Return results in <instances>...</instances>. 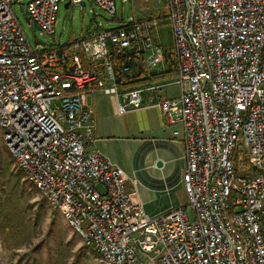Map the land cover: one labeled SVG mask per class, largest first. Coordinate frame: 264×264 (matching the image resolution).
Returning <instances> with one entry per match:
<instances>
[{"label": "built area", "instance_id": "built-area-1", "mask_svg": "<svg viewBox=\"0 0 264 264\" xmlns=\"http://www.w3.org/2000/svg\"><path fill=\"white\" fill-rule=\"evenodd\" d=\"M22 1L0 0V130L25 179L83 243L103 264H264V0H166L179 93L165 97L152 81L121 89L114 67L123 55L160 71L156 16L42 47L13 9ZM60 1L25 0L29 22L54 34ZM95 1L114 19V0ZM143 91L185 158V202L156 214L96 148L89 101L115 96L124 113L144 106Z\"/></svg>", "mask_w": 264, "mask_h": 264}, {"label": "rangeland", "instance_id": "rangeland-1", "mask_svg": "<svg viewBox=\"0 0 264 264\" xmlns=\"http://www.w3.org/2000/svg\"><path fill=\"white\" fill-rule=\"evenodd\" d=\"M66 1L59 2L54 34L41 32L29 22L25 0L22 3H13V9L32 44L46 47L54 41L63 43L84 35L97 23H101L103 27L117 26L123 19L131 16L152 14L157 17V33L165 51L173 49L172 24L167 14L166 0H114L117 9L114 19L95 0H85L83 6L72 2L65 6ZM168 90L174 92L175 88L172 86ZM103 95L97 96L96 107H107L110 118L108 120L114 123V105L110 96ZM89 101L94 104L91 96ZM115 115L118 123L115 140L120 148L117 156L129 180L136 179L144 199L151 197L146 201L145 209L149 214H154L158 205L167 200L166 189L159 179L161 167L156 165L157 160L155 166L151 165L153 156L159 150L151 149L156 139L152 133L158 127L157 109L148 108ZM108 133L114 134V128ZM127 133L145 135L144 138L123 141L125 139L122 136ZM107 143L114 147V137ZM123 145L126 147L125 152L122 151ZM170 165L180 169L181 161L174 159ZM185 200V195L177 198L180 204ZM187 212L192 218L193 211L189 206ZM0 264H103L97 253L85 246L61 211L52 207L39 189L25 179L23 171L15 165L4 144L1 130Z\"/></svg>", "mask_w": 264, "mask_h": 264}, {"label": "crops", "instance_id": "crops-1", "mask_svg": "<svg viewBox=\"0 0 264 264\" xmlns=\"http://www.w3.org/2000/svg\"><path fill=\"white\" fill-rule=\"evenodd\" d=\"M151 15L152 14H148L146 16H151ZM146 16L142 15L139 18ZM171 59H172L171 56L168 55L167 51H165L164 49V61L160 66L161 68L159 69L160 71L158 72L156 79L152 81L163 84L162 93L164 97L175 96L179 93V86L173 81L175 75V64L174 62H171ZM172 86L175 88L174 92L168 90V88ZM99 95L101 97V95L103 94H97V96ZM104 95L106 96L107 94ZM97 96L95 98H92L95 105L94 106L95 107L94 135L96 138L95 146L104 156L110 158L113 164L123 169L122 163L117 156V153H119L120 148H118L115 140L117 139L116 137L118 135L117 133H115L118 124L116 121L117 114L115 115V113H118L115 108L116 97L108 95L110 96L112 104L114 105V123H113L111 120H108L110 118L107 107H103V106L96 107ZM142 102L144 106L140 108H133L124 113H118V114L123 115L134 110H143L148 108L157 109L158 127L155 129L154 133H152L156 137V139L153 142L154 147L151 149L158 148L159 150L157 154L153 156L151 165L155 166V161L158 159L162 161L160 165L157 164L156 165L161 167V175L159 179L161 180V182H163L164 187L166 189L167 200L164 201L163 203L161 202V204L158 205V208L157 210H155L154 213L156 214L165 211L171 207L180 205V202L179 203L177 202V198H182V196L184 195L186 197L181 182L182 172L185 167L184 149L182 142L179 139L172 136L170 128L165 124V120L163 118L160 106L157 104L150 103L148 91L142 92ZM113 128H114V134L108 133ZM148 134H150V132ZM144 135L145 134L142 133H127L122 137H124L125 139L123 141H127L128 139H132V138H144ZM113 137H114V147L111 146L112 144L107 143V141H109ZM122 151L123 152L126 151L125 145L122 146ZM174 159H179L181 161L180 169H176L175 167L170 165L171 161H173ZM126 188L131 193L133 198H138L139 200L142 201L143 207L145 209L146 201H149L151 197H149L148 199H144L143 195L139 192V189L137 187V181L135 178L132 179V181H130L129 177L126 175Z\"/></svg>", "mask_w": 264, "mask_h": 264}, {"label": "trees", "instance_id": "trees-1", "mask_svg": "<svg viewBox=\"0 0 264 264\" xmlns=\"http://www.w3.org/2000/svg\"><path fill=\"white\" fill-rule=\"evenodd\" d=\"M167 53L172 58L171 62H174L175 64V57L173 51L167 50ZM126 65H128V69L125 70L123 69V67ZM114 67L116 74V82L121 89L138 87L141 84L155 80L158 75V73L149 72L143 61L138 60L137 58L128 60L123 55L115 57ZM95 253L97 252L95 251Z\"/></svg>", "mask_w": 264, "mask_h": 264}, {"label": "water", "instance_id": "water-1", "mask_svg": "<svg viewBox=\"0 0 264 264\" xmlns=\"http://www.w3.org/2000/svg\"><path fill=\"white\" fill-rule=\"evenodd\" d=\"M68 4H69V1H66L64 5L67 6ZM34 26L38 27V25L36 23H34ZM161 163H162V161L159 159L156 162L157 165H160Z\"/></svg>", "mask_w": 264, "mask_h": 264}, {"label": "bare ground", "instance_id": "bare-ground-1", "mask_svg": "<svg viewBox=\"0 0 264 264\" xmlns=\"http://www.w3.org/2000/svg\"><path fill=\"white\" fill-rule=\"evenodd\" d=\"M34 25V24H33ZM38 28V27H37ZM34 185V184H33ZM56 209V208H55Z\"/></svg>", "mask_w": 264, "mask_h": 264}]
</instances>
